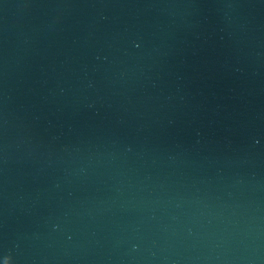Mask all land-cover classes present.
Masks as SVG:
<instances>
[{
    "label": "water",
    "instance_id": "obj_1",
    "mask_svg": "<svg viewBox=\"0 0 264 264\" xmlns=\"http://www.w3.org/2000/svg\"><path fill=\"white\" fill-rule=\"evenodd\" d=\"M0 264H264V0H0Z\"/></svg>",
    "mask_w": 264,
    "mask_h": 264
}]
</instances>
